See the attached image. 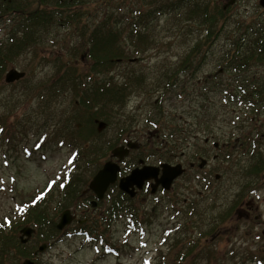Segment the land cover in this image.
<instances>
[{
	"label": "rangeland",
	"instance_id": "rangeland-1",
	"mask_svg": "<svg viewBox=\"0 0 264 264\" xmlns=\"http://www.w3.org/2000/svg\"><path fill=\"white\" fill-rule=\"evenodd\" d=\"M122 1L124 4L120 8L123 12L145 6V2L142 1V4L141 0ZM212 1L221 3V0ZM15 14L20 15L18 12ZM15 14L9 13L8 18L16 20ZM164 18L155 19L153 23V47L140 48L138 52L127 47L126 53L130 59L136 58V62H120L112 72L117 79L131 77V72L142 79V87L131 93L126 105L117 107L115 111L118 115L116 120L127 127L130 140L140 143L144 138H149L147 142L151 149L149 152L143 150L145 155L156 154L154 149L167 147L166 144L161 147L160 142L163 138H168L163 136L168 135L169 129L178 127L185 131L186 141L180 143L175 161L181 163L187 172L174 182L167 193L159 192L155 197L147 196L143 202H132L135 209H131L129 213L143 216L138 217L142 224L139 227L130 222L131 215L124 214L125 210L109 222L101 214L108 200L94 210L89 206L79 207V203L71 198L66 200L68 207H57L56 203L61 198L58 193L59 181L72 169L76 154L72 149L58 146L57 140L49 132L60 124L62 113L64 115L71 109L70 93L65 92L63 96L53 100L46 110L45 104L42 102L38 105L33 96L37 94L36 87L55 73L56 65L51 58L53 52L60 47L47 43L30 47L17 54L16 60L3 69L0 80V127L4 124V132H0V221L5 218L13 219L12 222L20 221L24 203L38 195L48 201V209L53 210L55 207L59 214L70 210L77 221L86 219L91 224L100 218L105 220V228L100 226L96 232L90 233L89 237L95 236L94 238L75 234L74 222L65 227L68 229L61 236H53L48 241L43 240L49 237V233L36 236L34 239H39V242L34 241L26 249L32 253L42 243L46 244L45 252L37 256L38 264H168L166 257L170 253V245L177 238H187L188 235L201 242V250H197V264L200 261V264H264V238L260 237V234H264V171L258 180L238 176L235 172V168L243 165L253 154L260 152L264 155V103L256 111L230 96L237 95L242 81L257 82L264 79V67L260 64H251L241 70L220 67V56L229 50L232 39L238 43V38H242L235 29V24L230 22L231 26L220 33L206 55L196 57L189 63L188 72L176 75L177 86L171 93L162 94V102L157 100L160 108L156 109L159 106L153 103L160 94L155 90L158 85H162L159 81L178 69L190 46L201 37L193 29L192 33L181 31L179 23L166 24ZM5 19L7 18L0 19V43L7 39V34L14 25L12 20L10 24L3 22ZM232 20H257L264 26V14L255 0H240L230 11V21ZM89 21L90 24L98 21L95 25L100 23L99 18H91ZM68 32L70 31L67 29L54 27L50 31H42V37L48 41L52 37L57 40L66 37L64 34ZM229 38L231 39L228 40ZM80 43V38L73 36L69 49ZM81 52L78 55L70 53L72 56L77 55L73 60L77 59L79 69L82 66L88 70L89 65H83L84 58L80 62ZM62 58L68 62L66 53L62 52ZM12 68L26 73L25 82L5 84L4 76ZM160 120H163L162 128L154 129L151 123L159 126ZM48 121L49 125L45 126ZM39 132L46 135L43 144L42 140L37 142L40 139V135L36 137ZM114 132L115 124L109 126L106 137H114ZM155 135H159L161 140L159 137L154 138ZM204 137L211 138L207 145L203 142ZM213 141L219 145L231 142L234 149L227 147L212 150ZM187 142L189 145L185 148ZM40 146L41 150L29 158L26 156L25 152ZM230 151L235 159L222 161V155ZM135 155V152L131 153L128 161L141 156ZM215 155L218 157L216 160ZM198 157L207 161L202 169L197 167ZM144 159L150 164L157 163L154 161L156 157H143L142 160ZM189 163H193L195 167L190 169ZM75 170L73 174L80 180L91 178V171L82 160ZM216 174L219 175L217 180L214 179ZM208 182L214 192L203 191ZM245 183L251 186L250 218L246 219L244 215L237 220L233 214L231 220L224 221L226 217L219 214L232 207L236 195ZM193 201H198L201 207L188 208ZM58 221L56 218L55 225ZM213 222L216 223L212 225ZM185 223L191 229L186 226L182 228ZM48 230L51 231L49 228ZM208 252L212 253L211 258L208 257ZM258 252L261 253L256 254ZM20 258L22 255L18 256L14 251L13 260L7 254L0 264L2 261V264H18L21 262Z\"/></svg>",
	"mask_w": 264,
	"mask_h": 264
},
{
	"label": "trees",
	"instance_id": "trees-1",
	"mask_svg": "<svg viewBox=\"0 0 264 264\" xmlns=\"http://www.w3.org/2000/svg\"><path fill=\"white\" fill-rule=\"evenodd\" d=\"M142 1L145 2V6L140 9H130L129 13H126L123 25L120 19L125 15L120 8L122 7L120 5H123L122 0L117 2L116 0H96L98 5L91 0H74L73 2L69 0H45L46 7L44 10L41 5L39 6L43 0H6V2L0 3V15L6 16L11 11L20 13L16 22L13 23L12 30L7 34V39L0 43V80L3 69L9 63H13L17 54L27 51L30 47L39 46L41 43H51L52 46L60 47L53 52L51 58L53 64L56 65L55 73L45 83L36 87L38 91L33 96L38 105L42 102L45 104L46 110L53 100L63 96L65 92L70 93L71 109L66 111L64 115L62 113L60 124L49 132L57 140L58 146L72 149L76 154L72 169L59 181L58 193L61 198L56 203L57 207H68L67 198L77 201L79 207H85L89 204L90 199L94 198L93 195L88 194L86 197H81L88 180L77 178V175L73 174L75 168L82 160L85 167L91 171L90 176H92L100 168L103 160L107 158L108 151L118 145L121 139L126 138L127 127L116 120L118 115L115 109L126 105L130 94L142 87L140 86L142 79L132 74L131 77L118 82L113 77L112 72L118 63L125 62V60L126 62L130 61V56L126 53L127 47L134 48L135 52H138L140 48L150 49L153 47L155 30L153 23L155 19L159 20L165 17L164 22L166 24L168 22L179 23L181 31L192 33L193 29L199 36L201 35L190 46L185 59L179 63V70L186 68L195 57L199 58L206 55L207 50L210 49L220 33L231 26L230 22L236 23L235 29L241 35L254 34L253 39L248 42V45H246L247 40L244 44L243 41L237 43L232 40V45L220 56L222 62L219 59L218 64L239 70L247 68L251 64H260L264 67V26L257 20L248 21V23L230 21V10L223 11L221 5L212 0ZM91 5L93 7H90ZM118 9L120 10L118 11ZM91 18H99L100 23L95 25L97 21L91 25L89 23ZM67 24L72 25L73 28L76 27L79 33L77 36L81 40L80 45L73 48L72 54L82 51L79 57L80 59L84 57L83 62L85 64L83 65H89L88 70L82 66L81 69L77 67L78 61L77 59L73 60L72 57L78 54L71 55V50L67 49V43L64 42L65 39H50V41L47 39L48 42H46L41 35L42 31L44 33L54 27L61 28ZM62 52L68 55V62L63 60ZM69 61L72 62L69 63ZM135 62L131 61V63ZM177 72H171L167 74L165 79L160 80L159 83L163 87L158 85L156 92L171 93V90L178 84ZM23 82L25 80L20 83ZM162 94L157 96L155 100L158 99L159 102H162ZM237 95L240 96L238 100L242 101L247 108H254L257 111L258 106L264 103V79L257 82L254 80L242 81L238 87ZM153 105L159 106L156 109L160 108L158 101L154 102ZM162 121L160 120L159 126L155 125L156 129L162 128ZM112 122L115 124L114 137L108 138L106 132L109 126L113 125ZM49 123L50 121L44 125L48 126ZM100 126H102L101 129ZM2 128L0 132H4V124ZM173 130L169 129L168 135L163 136L168 137L167 139L163 138V141L169 145L168 154H160L159 160L170 161L171 156H168L170 152L173 153L172 157L176 158L180 143L186 140L183 129L176 135ZM42 132L38 133L41 140L45 139ZM158 137L160 138L159 135L154 136V138ZM137 154L140 155V151H137ZM250 157L248 166L245 169L239 166L237 171L239 176L243 175L258 180L264 171V155L257 152ZM133 162L136 163L137 160L134 159ZM243 192H245L244 195ZM250 194L251 186L245 183L242 190L236 195L232 207L221 212L219 216L224 215L226 217L224 221L231 220L233 214L235 215V209L250 202ZM38 196L25 202L23 214L19 216L20 221L12 222L13 219L11 218L0 221V261L7 254L10 255V260H13L14 251L18 256L19 254L24 257L29 255L26 246L20 245L18 239V232L24 225L36 230L34 237L45 236L49 233V237L43 241H48L58 234L55 230V220L58 218L59 212L55 207L53 210L48 209V201L46 202L42 195ZM100 206H103L102 202L98 204V207ZM128 206L129 201L120 192H116L108 197V203L101 214L105 218L111 219ZM138 217L142 218L143 216L138 214L135 219ZM103 221L100 218L91 224L85 222L78 225V228L81 231L98 230L100 226H103ZM215 223L213 222L212 225ZM185 226L191 229L187 223L182 228ZM260 237L264 238L261 234ZM200 245V240L192 238L191 235H188L187 238L183 236L177 238L169 247L170 253L166 257L169 260L168 264H197L199 261L198 252L201 250ZM259 253L261 252L256 254ZM208 257H212L211 252H208ZM166 259L165 263L167 262ZM253 262L256 263L254 258Z\"/></svg>",
	"mask_w": 264,
	"mask_h": 264
},
{
	"label": "water",
	"instance_id": "water-1",
	"mask_svg": "<svg viewBox=\"0 0 264 264\" xmlns=\"http://www.w3.org/2000/svg\"><path fill=\"white\" fill-rule=\"evenodd\" d=\"M234 1L235 0H229V2L223 8L232 5ZM259 4L264 10V0H260ZM23 76L24 73H20L15 70H10L5 76V82L12 83L14 81L19 80ZM126 146H127L126 148L124 146H121L113 149L111 151L110 157L116 158L118 161H121L128 154V149L135 148L134 143H127ZM202 165L203 162L201 166ZM118 171H119V167L117 163H114L112 161H107L103 164L102 168L91 179V181L88 184V190H90L95 195L97 200H102L108 187L110 185H113L117 181ZM159 173H161V175L158 178ZM182 173H183V169L181 165L171 166L168 164H160L159 167L143 166L141 168L133 169L129 175L120 178L118 180V188L120 189V191H123L129 194L131 197H133L134 192L132 189L134 187L140 189L145 181L153 179L155 180V185L153 187L152 192H154L155 188L158 185H161V187L168 190L173 180H175ZM92 205L95 206V202H93ZM73 219L74 217L71 216L69 210L63 211L60 214L58 223L56 224V229L62 230L65 226L69 225ZM33 233H34L33 229L28 227L23 228L20 231V242L26 243ZM44 249H45V245L39 246L37 251L34 253V255L43 252ZM21 264H34V262L25 259Z\"/></svg>",
	"mask_w": 264,
	"mask_h": 264
},
{
	"label": "flooded vegetation",
	"instance_id": "flooded-vegetation-1",
	"mask_svg": "<svg viewBox=\"0 0 264 264\" xmlns=\"http://www.w3.org/2000/svg\"><path fill=\"white\" fill-rule=\"evenodd\" d=\"M229 0H221V6H223V5H225V4H227V2H228ZM240 0H236V2H235V4H233L232 6H230V7H227L225 10H228V9H230V8H232V7H234L235 5H237L238 4V2H239ZM255 2H256V5H258L259 6V0H255ZM260 7V6H259ZM260 10H262L261 9V7H260ZM263 12V11H262ZM258 22V21H257ZM256 22V23H257ZM259 30H262V29H259ZM254 35V34H253ZM253 35H251V34H243L242 35V37L243 36H245V37H243V38H245V39H247V43H246V45H248V42H250L251 40H252V36ZM241 41H243V44L245 43V40H241ZM210 77H207V79H209ZM207 79L205 80V81H207ZM210 141H211V138H205L204 139V144L205 145H207L208 143H210ZM188 145H189V143L187 142L186 143V148L188 147ZM148 146L149 145H146V144H143L142 145V151L143 150H147L148 151ZM161 147H163V146H161ZM227 147H229L230 148V150H232V149H234V146L233 145H231V142H227L226 144H218V143H215L214 141L212 142V150H220V149H224V148H227ZM236 149H238V148H236ZM157 153L155 154V153H151L152 154V157L153 158H158V157H160V154H162V155H165V154H168V147H163L162 149H154ZM209 150H210V147H209ZM237 151V150H236ZM239 152V150L237 151V153ZM164 153V154H163ZM180 154H183L182 152L180 153ZM225 154H227L228 155V157L229 158H225ZM169 157L171 156L172 157V152H170L169 153V155H168ZM177 158V157H176ZM176 158L175 157H172L171 159H170V163L169 164H177V162H174L173 163V161L174 160H176ZM218 157H217V155H215V157H214V160H216ZM200 159H203V158H200V157H198L197 158V160H200ZM235 158H233V152L232 151H230V152H225L223 155H222V161L224 160V161H227V160H234ZM166 163H168V162H166ZM195 166H194V164L193 163H189V168L190 169H193ZM197 167H198V164H197ZM199 168V167H198ZM202 169V168H201ZM187 172V171H186ZM186 174V173H185ZM216 176L219 178V175L218 174H216L215 176H214V179L215 180H217L216 179ZM153 184H154V181H148V182H145L144 184H143V186H142V188H141V190L140 191H138V192H136V194H135V196L133 197V198H130V199H132L133 201H139V200H141V202H143L145 199H146V197L148 196V197H151V196H153V197H155L156 196V194L157 193H159V192H161V193H167V192H165V191H163L160 187H157V189H155V193L154 194H151L150 193V190H151V186H153ZM211 185V183L210 182H208L204 187H203V191H210V192H214V189H210V186ZM207 189V190H206ZM213 198V197H212ZM212 198H211V200H212ZM188 207L190 208V209H195V208H198V207H201L200 206V203L198 202V201H193V202H190L189 203V205H188ZM248 214V213H247ZM247 217H248V215H247Z\"/></svg>",
	"mask_w": 264,
	"mask_h": 264
}]
</instances>
